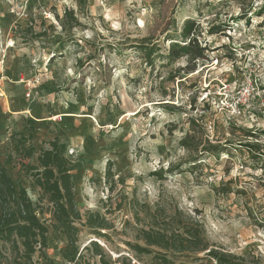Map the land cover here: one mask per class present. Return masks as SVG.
<instances>
[{
  "label": "rangeland",
  "instance_id": "rangeland-1",
  "mask_svg": "<svg viewBox=\"0 0 264 264\" xmlns=\"http://www.w3.org/2000/svg\"><path fill=\"white\" fill-rule=\"evenodd\" d=\"M263 7L264 0H0L1 160L49 227L48 258L36 253L38 264H100L84 249L92 240L115 264L124 256L155 264L126 245L145 225L134 217L135 199L196 217L210 243L264 264ZM189 20L206 56L170 62ZM213 25L223 30L209 33ZM143 45L154 49L151 59ZM37 106L42 121L19 109ZM31 123L38 149L57 140L68 159L82 215L99 212L114 225L101 238L83 228L78 252L10 143Z\"/></svg>",
  "mask_w": 264,
  "mask_h": 264
},
{
  "label": "trees",
  "instance_id": "trees-1",
  "mask_svg": "<svg viewBox=\"0 0 264 264\" xmlns=\"http://www.w3.org/2000/svg\"><path fill=\"white\" fill-rule=\"evenodd\" d=\"M82 1L84 0H79ZM65 14L67 20L69 15L73 18L72 26L79 25L72 11L65 10ZM243 16H247V11ZM222 30L221 25H213L208 32L214 34ZM197 33L200 30L194 20L184 23L181 33L183 40L172 42L168 51L170 62L184 56H190L193 61L205 58L208 47L198 43ZM142 49L146 50L147 57L151 59L154 49H148L145 45ZM34 130L31 123L30 127H25L22 131H14L10 136V143L20 157L22 169L34 177L43 195L47 196L52 206L50 211L53 219L61 225L75 252H78L76 244L83 228H88L101 238L106 237L103 230H109L114 225L99 212L82 215L76 203L70 163L62 153L58 141H50L49 147L38 149L33 144ZM1 155L0 148V264H38L33 257L36 253L41 258H48L49 227L40 217L27 189L13 179L1 160ZM32 159H36V162L32 163ZM155 174L160 179L164 178L163 170ZM106 179L112 188L114 173L111 160L107 163ZM131 204L135 208L134 217L138 224L142 220L145 224L138 227L135 241H126V245L137 256L152 255L155 264H196L204 258L215 264H260L210 243L203 223L181 210L168 212L159 205L151 209L147 203H140L137 199ZM90 245V248L85 246L84 249L92 248L94 254L100 257V264H115L107 258L98 241L92 240ZM201 253L204 257H200ZM116 262L135 264L134 258L127 256L119 257ZM76 263L80 264L79 261Z\"/></svg>",
  "mask_w": 264,
  "mask_h": 264
},
{
  "label": "crops",
  "instance_id": "crops-1",
  "mask_svg": "<svg viewBox=\"0 0 264 264\" xmlns=\"http://www.w3.org/2000/svg\"><path fill=\"white\" fill-rule=\"evenodd\" d=\"M3 95V94H2ZM3 97V96H2ZM20 109V112L22 111H26V110H29L27 113L23 112L21 113L23 116L29 118H31V120H37V121H42L44 120V112L41 110V108L39 106L37 107H32V108H26V109H22L21 107L19 108ZM19 112V113H20ZM49 118V117H48ZM46 118V119H48ZM36 122V121H35Z\"/></svg>",
  "mask_w": 264,
  "mask_h": 264
},
{
  "label": "built area",
  "instance_id": "built-area-1",
  "mask_svg": "<svg viewBox=\"0 0 264 264\" xmlns=\"http://www.w3.org/2000/svg\"><path fill=\"white\" fill-rule=\"evenodd\" d=\"M234 114L235 115H240L241 114V107L240 105L236 104L235 107L233 108ZM74 151H70V154H73ZM74 264V263H72Z\"/></svg>",
  "mask_w": 264,
  "mask_h": 264
},
{
  "label": "bare ground",
  "instance_id": "bare-ground-1",
  "mask_svg": "<svg viewBox=\"0 0 264 264\" xmlns=\"http://www.w3.org/2000/svg\"><path fill=\"white\" fill-rule=\"evenodd\" d=\"M9 46H13V43L11 42L10 44H9ZM4 46H2V48H3ZM3 96V95H2Z\"/></svg>",
  "mask_w": 264,
  "mask_h": 264
}]
</instances>
